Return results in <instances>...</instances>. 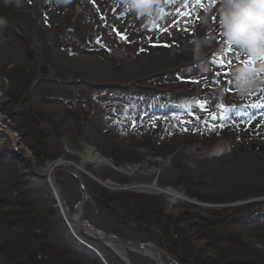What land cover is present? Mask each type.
Segmentation results:
<instances>
[{"label": "trees", "instance_id": "16d2710c", "mask_svg": "<svg viewBox=\"0 0 264 264\" xmlns=\"http://www.w3.org/2000/svg\"><path fill=\"white\" fill-rule=\"evenodd\" d=\"M219 6L220 0H155L146 18L124 0H21L20 6L0 0L1 110L28 150L15 149L0 132V264H92L77 238L109 264H123L70 230L46 179L24 155L41 169L64 159V145L75 142L115 166L138 142L156 157L174 155L159 188L202 204L167 209L162 195L109 191L83 177L97 208L96 224L84 218L89 226L126 242H151L175 264H264V252L244 247L238 232L264 226V73L261 86L244 96L232 77L237 67L264 61L237 53L224 37L217 47L233 66L213 59L220 54L211 51ZM194 17L198 27L182 33ZM178 32L185 41H206L201 56L210 55L169 57ZM225 73L232 78L223 79ZM221 106L230 109L227 118L214 121ZM235 163L248 171L237 172ZM90 173L101 182L111 178ZM112 179L118 186L134 182ZM53 181L72 214L80 184L61 171Z\"/></svg>", "mask_w": 264, "mask_h": 264}, {"label": "rangeland", "instance_id": "374dc122", "mask_svg": "<svg viewBox=\"0 0 264 264\" xmlns=\"http://www.w3.org/2000/svg\"><path fill=\"white\" fill-rule=\"evenodd\" d=\"M195 14H197V12ZM198 14H199V17L200 16L203 17L205 15V12L202 11V14H200V11H198ZM196 20H198V18L196 17H194L193 19L190 18L188 20V23L185 26H183L180 31H182L183 33V31L191 30L192 27H195V28L198 27L199 24L197 25V23L201 19L198 20V22H195ZM193 21L195 22V24L193 23ZM209 28L211 29V27ZM214 34L216 38L214 41L215 45L211 48V51L214 50L217 46H222V44H219V43L227 42L226 39L222 41L225 37L222 35L221 32L217 33V29L214 31ZM174 36L176 39L175 40L176 43L174 44L171 50V53H169V57L171 56L176 57L177 55H183L184 53L186 54L187 52L188 55L187 54L186 55L188 59H190V55L196 58L192 51V41L191 40L185 41L186 38H182L181 36L184 37V35H182L181 33L179 34L176 33ZM203 49L205 48L203 47ZM211 51L209 50L205 51L204 53L205 55H202L203 57L200 56L198 59H203L204 57L210 55ZM218 51L220 52V54L218 53ZM221 51L222 49L219 50V47H217L218 55H216L213 59H217L218 61L222 60V62L226 61L228 64H226L225 62L224 63L228 67L231 68L233 66L232 62L230 61V59H227L226 56ZM237 53L241 54L243 52L238 50ZM221 57L225 59H221ZM238 62H239V59L237 63ZM211 73H213V71ZM224 78H232V77H228L224 75L223 79ZM3 103H4V99L2 98V91L0 88V132H3V134H5L6 136L9 135L10 138L9 137L8 138L12 141L13 147L15 149H23L24 151L28 152V150L23 146V143L19 140V137L16 135V133L11 130V126H13L12 121H10V119L7 118V116H5V113L8 111L1 110ZM160 120L162 119H158L156 120V122ZM75 144L70 145V143H66L64 145L65 146L64 147V155H65L64 159L56 160L50 164L45 165L41 169L36 168V164L34 160L32 159V156H30L29 154H24L25 156L27 155V157L30 159L31 163L33 164V167H35V170H37L38 172L43 170L45 174H47L49 171L52 170V174H50V176L47 175V177L44 179H46L47 183L49 184L52 190L53 197L56 202V205H55L56 208H58L62 219L65 221V223L68 224V226L70 227V230L73 233L74 231H81L85 235V237H87L91 241L102 244L108 250H110L113 256H115L114 259L116 258L119 259L120 262H122L123 264H132V263L133 264H137V263L138 264H171L172 260L170 259L167 252L162 249L161 251L164 253H161L158 257H156V259H151L149 256L138 251L139 248L134 247L135 248L134 249L133 246L123 247L117 244H113L111 242L101 241L100 239H102L103 237H114V236L103 233L100 230L96 229L95 227H92V225L89 226L88 224L85 223L84 218L89 216V218L92 219L93 223L96 224V222H94L93 216H95V218L97 217L96 216L97 208H95L93 202L89 199L88 194H87V199L83 205L84 208H83V215H82V221L85 224L84 225L85 228L83 230L79 229L78 218L81 212L80 209H81L83 191L81 194L80 202L75 207L74 212L71 214L70 212H68L63 202H61L60 200V194H59V191L56 185L54 184L53 175L60 171L64 172L65 170H70L73 173L77 174L81 179L85 177L89 180H94L100 186L104 187L105 189L109 191H128V192L132 191V192L144 193L146 195H152V196L162 195L168 203L167 209L174 208V206L178 207L179 205H182V204L200 205L201 203L194 202V200L188 199L185 195H183V193L176 191L171 187L159 188L158 180L160 181L162 179L163 175L165 174L164 171H168L170 169L174 155H168L164 158L156 157L153 153L149 151L150 149L146 148L143 144H139L138 142V144L134 143L135 144L133 146L134 148L130 150L131 153H129V155H124V158H126L127 160L123 161L119 166H115L110 160L102 157L91 146H85L79 143L76 145ZM133 154L135 157L132 156ZM131 160H134V161H131ZM236 166L237 165L235 163L234 169L236 168L237 172H241V171L245 172L246 170L248 171L247 169L248 167L246 168V166L242 167L241 169H237ZM89 170L103 172L105 176L109 178L111 177V178L106 179L101 182L99 179L95 178L93 174L90 173ZM241 176H242L243 181L248 182V179L246 178L244 173H241ZM112 178L120 179L121 181H128V182L134 181V182L130 184H124V185L118 186L117 184H115ZM82 182H83V179H82ZM219 184L221 186L222 183L220 182ZM83 185L85 186L84 182H83ZM252 201H247V202H242V203L238 202L236 204H232L231 206H238V205L252 202ZM200 206H202V204ZM219 208H221V206ZM256 230H258V232H256ZM91 231L97 233L98 236H93L92 234H90ZM238 232L240 233L241 240H245V242H243L244 247H247L248 249L252 248V250H255L257 252H264V235H263L264 226H258V228H255L253 226L248 230L245 228H239ZM256 233L261 234V236L258 238H254L250 236V235H255ZM77 240L85 248H87L88 253L86 252L85 255L89 263L109 264L106 258L100 252L92 248V246L89 243H85L82 240H79L78 238ZM130 243H133V242H130ZM198 243H204V241L202 240V242L200 241ZM116 250H119L121 253L117 252ZM94 254L97 257V260L95 259V257H93Z\"/></svg>", "mask_w": 264, "mask_h": 264}, {"label": "clouds", "instance_id": "9594fccd", "mask_svg": "<svg viewBox=\"0 0 264 264\" xmlns=\"http://www.w3.org/2000/svg\"><path fill=\"white\" fill-rule=\"evenodd\" d=\"M20 6L21 0H5ZM155 0H124V6L139 17L151 18L155 11ZM6 21L0 19V24ZM218 28L222 35L238 50L262 61L264 57V0H220ZM207 42L192 41V51L196 58L202 54ZM264 63L258 66H239L232 73L237 92L247 95L261 86Z\"/></svg>", "mask_w": 264, "mask_h": 264}, {"label": "water", "instance_id": "95a60500", "mask_svg": "<svg viewBox=\"0 0 264 264\" xmlns=\"http://www.w3.org/2000/svg\"><path fill=\"white\" fill-rule=\"evenodd\" d=\"M65 172H67V173H70V174H72V175H74L78 180H79V182H80V184H81V187H82V191H83V197H82V201H81V212H80V214H79V218H78V225H79V229H81V230H83L85 227H84V222L82 221V215H83V205H84V203H85V201H86V199H87V193H86V188H85V186L83 185V182H82V180L80 179V177L77 175V174H75V173H73L72 171H70V170H65ZM42 177L43 178H46L47 177V175H42ZM101 241H105V242H111V243H113V244H117V245H120V246H123V247H131V246H133V247H136V248H141V246H135L133 243H130V242H126V241H122V240H120V239H117V238H115V237H103L102 239H100ZM155 252L156 253H164V252H162L161 250H159V249H155Z\"/></svg>", "mask_w": 264, "mask_h": 264}, {"label": "bare ground", "instance_id": "6f19581e", "mask_svg": "<svg viewBox=\"0 0 264 264\" xmlns=\"http://www.w3.org/2000/svg\"><path fill=\"white\" fill-rule=\"evenodd\" d=\"M7 137H9V135H7ZM10 138V137H9ZM65 172V171H64ZM36 175H38V174H42V175H48V176H50V174H52V170L51 171H49L47 174H45V172L43 171V170H41V171H37V170H35V172H34ZM67 173V172H66ZM42 175L40 176V177H42ZM77 181H78V183L80 184V182H79V180L74 176V175H72ZM81 179V178H80ZM82 180V179H81ZM80 187H81V184H80ZM86 188V187H85ZM156 188V187H155ZM81 189H82V187H81ZM56 191V190H55ZM87 193V192H86ZM90 230V229H89ZM90 234H92L93 236H98V234L97 233H95V232H93V231H91V233ZM135 246H141V248H139L138 249V251H140L141 253H143V254H145V255H147V256H149L151 259H156V257H158L159 255H160V253H156L155 252V249H159L158 247H156V245H154L153 243H151V242H146V243H136V242H134L133 243ZM134 248V247H133ZM136 248V247H135ZM134 248V249H135ZM159 250H161V249H159ZM117 252H120L119 250H116ZM121 253V252H120ZM171 264H175V263H171Z\"/></svg>", "mask_w": 264, "mask_h": 264}, {"label": "snow or ice", "instance_id": "6c2138e0", "mask_svg": "<svg viewBox=\"0 0 264 264\" xmlns=\"http://www.w3.org/2000/svg\"><path fill=\"white\" fill-rule=\"evenodd\" d=\"M113 30L115 31V29H113ZM165 30H166V29H165ZM117 34L120 35L122 39H125V40L127 39L126 35H124V34H122V33H117ZM162 46H164V47H170L171 45L165 44V45H162ZM227 51H229V52L232 51L231 44H229ZM261 60L264 61V57H262ZM220 63H221V66H223V62L221 61ZM225 75H226V73H225ZM186 82H188V83H199V81H193V80H189V81H186ZM200 107H201L202 109L204 108L203 105H201ZM228 111H230V109H226V108H224L223 106H221V114H220V115H212L211 118H212L214 121H215V120H224V119L227 118L226 113H227ZM215 127H216V126L214 125L212 130H215Z\"/></svg>", "mask_w": 264, "mask_h": 264}]
</instances>
